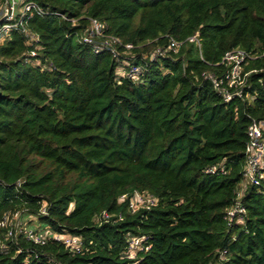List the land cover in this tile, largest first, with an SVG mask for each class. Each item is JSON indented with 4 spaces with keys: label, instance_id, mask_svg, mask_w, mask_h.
Segmentation results:
<instances>
[{
    "label": "trees",
    "instance_id": "obj_1",
    "mask_svg": "<svg viewBox=\"0 0 264 264\" xmlns=\"http://www.w3.org/2000/svg\"><path fill=\"white\" fill-rule=\"evenodd\" d=\"M36 1L52 12L28 19L38 42L12 30L0 45V264H264V178L240 199L243 222L228 214L249 125L264 121V0ZM90 17L135 46L122 57L144 67L138 79L81 41ZM170 37L184 42L150 59ZM236 48L251 72L225 100L213 78ZM135 191L157 204L132 212L121 196ZM21 211L81 237L82 251L14 243L1 221ZM131 235L151 243L136 259L123 254Z\"/></svg>",
    "mask_w": 264,
    "mask_h": 264
},
{
    "label": "built area",
    "instance_id": "obj_2",
    "mask_svg": "<svg viewBox=\"0 0 264 264\" xmlns=\"http://www.w3.org/2000/svg\"><path fill=\"white\" fill-rule=\"evenodd\" d=\"M48 9L43 8L36 0H3L0 6V45L8 37L12 30H20L28 38L30 43L38 42L39 36L27 28L26 24L28 19L35 14L41 16L50 14ZM60 14V13H58ZM67 18L66 16H64ZM73 24L78 23V19H72ZM198 33L190 36L187 40L196 41L200 44ZM82 42L89 44L93 47L95 52H101L108 50L120 60L122 58L121 65L119 66V74L127 75L133 79H138L139 75L144 70L142 65L132 64L127 61V57H122V54H131V50L135 47L132 43H124L123 40L115 35L108 34L105 31V24L97 18L90 17L89 24L84 28V31L80 35ZM184 41L176 40L173 37L169 38V43L166 47H156L152 52L150 59H155L167 54L168 51H177ZM119 47H123L124 53ZM37 48L32 49L30 53L36 55ZM252 56L243 48H236L229 50L224 55L221 63H224L228 70L224 76L220 79L213 78L216 89L223 95L225 100H230L234 97H243V89L247 85V77L251 70L245 71V65ZM249 141L246 146L247 164L244 172V179L250 177L251 180L243 192L239 189V201L237 204L228 211L230 219H233L238 213L239 220L243 222L245 207L241 202V198L247 190L249 184L259 185L261 179L264 178V121L258 122L254 120L248 129ZM216 167L210 168V172H215ZM224 170V167L221 168ZM244 182V180H243ZM242 182V183H243ZM241 193V194H240ZM122 200H129V209L132 212H136L139 209H150L153 205L157 204V198L147 192L135 191L132 194L125 193L121 196ZM42 213L46 212V209L41 210ZM23 212H17L12 216L6 215L1 221V225L8 226V237L13 239L14 243H18L19 236L23 234L29 241L44 245L48 243L49 239H55L65 245L67 249L74 253H80L83 249V240L76 235H64L59 232H54L49 228H28L25 225L23 219ZM108 218L109 214L104 213ZM128 243L124 250V256L129 259H136L139 252L147 251L151 248L149 242V236L131 235L128 237ZM1 251H8L9 245L7 242H3L1 245ZM19 247L17 251H22ZM35 252V257L40 254ZM52 264H62L61 262L49 258Z\"/></svg>",
    "mask_w": 264,
    "mask_h": 264
},
{
    "label": "rangeland",
    "instance_id": "obj_3",
    "mask_svg": "<svg viewBox=\"0 0 264 264\" xmlns=\"http://www.w3.org/2000/svg\"><path fill=\"white\" fill-rule=\"evenodd\" d=\"M127 55H129V54H127ZM250 180H251L250 177H246L244 179V182L241 184V188H240L241 192L244 191L246 184H248L250 182ZM23 219L25 221L26 227H28V228H37V229L46 228V226L45 227L41 226L40 223L38 222V218L36 216L31 215V213L24 212Z\"/></svg>",
    "mask_w": 264,
    "mask_h": 264
}]
</instances>
